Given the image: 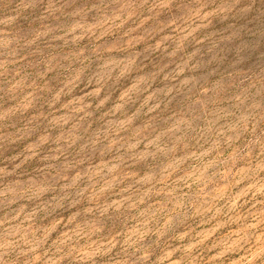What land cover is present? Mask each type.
<instances>
[{
	"label": "rangeland",
	"instance_id": "374dc122",
	"mask_svg": "<svg viewBox=\"0 0 264 264\" xmlns=\"http://www.w3.org/2000/svg\"><path fill=\"white\" fill-rule=\"evenodd\" d=\"M0 264H264V0H0Z\"/></svg>",
	"mask_w": 264,
	"mask_h": 264
}]
</instances>
